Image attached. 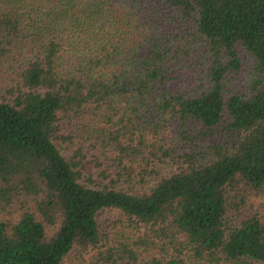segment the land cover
<instances>
[{
    "label": "trees",
    "instance_id": "16d2710c",
    "mask_svg": "<svg viewBox=\"0 0 264 264\" xmlns=\"http://www.w3.org/2000/svg\"><path fill=\"white\" fill-rule=\"evenodd\" d=\"M260 197L264 0H0V264H264Z\"/></svg>",
    "mask_w": 264,
    "mask_h": 264
},
{
    "label": "rangeland",
    "instance_id": "374dc122",
    "mask_svg": "<svg viewBox=\"0 0 264 264\" xmlns=\"http://www.w3.org/2000/svg\"><path fill=\"white\" fill-rule=\"evenodd\" d=\"M87 170H90L92 173L91 177L96 178L95 175V168L86 167L84 170V174L87 173ZM98 180L105 181L104 179L99 178ZM256 208H258L259 213L264 217V197H260L256 199ZM117 216V213L113 210H104L101 212L99 216V220H101V225L106 226L107 231L109 233L115 232V229H110V222ZM93 253L89 250L82 251L73 249L69 254L66 256L64 264H94Z\"/></svg>",
    "mask_w": 264,
    "mask_h": 264
}]
</instances>
